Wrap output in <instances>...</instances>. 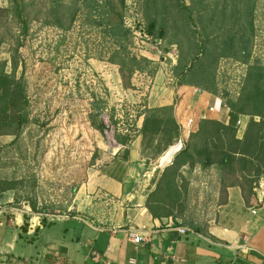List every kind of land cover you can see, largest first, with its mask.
Listing matches in <instances>:
<instances>
[{
    "label": "rangeland",
    "instance_id": "obj_1",
    "mask_svg": "<svg viewBox=\"0 0 264 264\" xmlns=\"http://www.w3.org/2000/svg\"><path fill=\"white\" fill-rule=\"evenodd\" d=\"M181 1L190 4V0ZM214 1L218 0L210 3ZM50 2L24 0L30 20L26 32L10 13L0 14V67L9 73L11 59L17 60L16 78L23 74L29 103V121L20 135L16 139L0 136V186L9 188L0 197L10 201L7 206L26 207L31 212L30 206H33V213L45 210L49 215L58 216L67 212L78 186L108 163L119 147L113 140L109 116L114 114L118 120L117 131L124 134L143 111L142 105L148 103V96L156 86L166 88L176 84L173 70L180 50L176 45H168V41L182 38L174 27L186 16L179 13L180 0L161 3L158 0L157 5H172L174 17L168 18L165 40L152 41L143 32V0H124V24L132 36L128 52L132 57L146 58L152 63L133 75L131 88L126 90L118 67L108 62L109 39L104 40L79 19L67 31L57 28L56 19L50 13ZM0 8L10 10V0H0ZM252 21L255 36L251 57L262 58L264 0L255 1ZM181 46L182 50L186 49V45ZM150 71H154L153 76L149 75ZM157 72L159 77L154 81ZM244 74L245 66L220 60L216 77L219 91L236 97ZM104 91L108 112L101 119L108 130L101 134L93 126L97 119L92 120V93L104 96ZM155 147L153 143L142 154L150 163L156 158ZM182 172L186 193L175 214L191 226L202 225L214 210L215 183L230 179L211 168L201 172L198 166ZM156 178L157 173L151 178V184H155Z\"/></svg>",
    "mask_w": 264,
    "mask_h": 264
},
{
    "label": "trees",
    "instance_id": "obj_2",
    "mask_svg": "<svg viewBox=\"0 0 264 264\" xmlns=\"http://www.w3.org/2000/svg\"><path fill=\"white\" fill-rule=\"evenodd\" d=\"M66 1L50 2V13L56 19L57 28L67 31L79 19L82 24L101 34L104 40L109 39L108 62L118 67L123 88L130 89L133 75L143 72L152 63L146 58L132 57L128 52L132 36L124 24V0ZM157 1L143 0L141 5L145 8L143 32L152 41L165 40L168 18L174 17L172 5H157ZM210 1L190 0V4L186 5L180 0L179 13L186 19L181 17V23L174 30L182 38H172L168 45H176L180 50L173 70L176 86L186 88L187 92L198 88L223 99L222 104L228 109V124L211 119L199 121L197 131L189 135L187 142L174 155L171 165L155 181V189L146 203L153 217L159 214L170 216L182 205L186 193L180 172L183 167H216L222 175L228 176L230 183L239 184L243 194L250 193L252 185L264 176V53L262 58L251 57L255 36L252 11L256 0ZM10 4L12 8H0V14L10 13L21 25L22 31L26 32L30 20L24 0H10ZM262 33L264 47V28ZM181 45H186V49L182 50ZM220 60L245 66L242 85L236 97L219 91L216 77ZM17 69L15 58L11 59L9 73L0 67V136H14L15 139L29 121L26 85L23 74L16 78ZM153 74L154 71L149 72L150 76ZM104 92V96L92 93V120L97 119L93 126L101 134L108 130L101 119L107 111ZM138 117H143L140 130H137L134 122L122 134L117 131L118 120L114 119V114L109 116L116 145L127 148L139 134L142 136V154L144 149L155 143L157 157L178 140L180 126L174 118V105L145 107L136 119ZM241 117H246L247 123L242 138L237 139L236 122ZM127 154L125 150V158ZM222 185L225 187L223 180ZM6 190L9 188L0 186V194ZM30 208L32 212L35 210L33 206ZM44 211L39 213L47 214Z\"/></svg>",
    "mask_w": 264,
    "mask_h": 264
},
{
    "label": "crops",
    "instance_id": "obj_3",
    "mask_svg": "<svg viewBox=\"0 0 264 264\" xmlns=\"http://www.w3.org/2000/svg\"><path fill=\"white\" fill-rule=\"evenodd\" d=\"M158 77L159 72L153 80ZM220 100L176 84L156 86L142 109L174 105L178 140L150 163L142 155V136L136 135L78 186L62 215L7 206L10 201L0 197V264H264V203H259L255 191L261 177L245 196L231 180L223 181L225 187L222 180L216 182L214 210L202 225L185 223L176 210L170 216L153 217L146 207L155 189L151 178L157 173V180L171 165L199 121L228 124V109ZM142 122L143 117L135 120L137 130ZM246 123L247 118L236 127L237 139L242 138ZM194 168L186 166L180 172L183 176V170ZM210 168L198 166L201 172ZM132 235L140 236L139 243L132 242Z\"/></svg>",
    "mask_w": 264,
    "mask_h": 264
},
{
    "label": "built area",
    "instance_id": "obj_4",
    "mask_svg": "<svg viewBox=\"0 0 264 264\" xmlns=\"http://www.w3.org/2000/svg\"><path fill=\"white\" fill-rule=\"evenodd\" d=\"M200 90H196V93H200ZM209 111L212 112L213 108H209ZM246 117H241L238 119V121L236 122V127L240 128L242 126V120L245 119ZM255 191L257 192L258 196H259V203H264V176H262L260 178V180L257 182V184L255 185ZM255 211L253 210L252 213H254ZM132 242L134 243H139V241L141 240L140 236L138 235H132Z\"/></svg>",
    "mask_w": 264,
    "mask_h": 264
}]
</instances>
